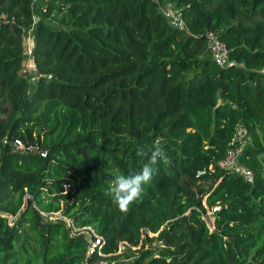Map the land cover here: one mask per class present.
Wrapping results in <instances>:
<instances>
[{
	"label": "trees",
	"instance_id": "trees-1",
	"mask_svg": "<svg viewBox=\"0 0 264 264\" xmlns=\"http://www.w3.org/2000/svg\"><path fill=\"white\" fill-rule=\"evenodd\" d=\"M35 2L0 0V264H264V0ZM241 126L253 183L219 166ZM157 138L168 163L122 213L104 189Z\"/></svg>",
	"mask_w": 264,
	"mask_h": 264
},
{
	"label": "built area",
	"instance_id": "built-area-1",
	"mask_svg": "<svg viewBox=\"0 0 264 264\" xmlns=\"http://www.w3.org/2000/svg\"><path fill=\"white\" fill-rule=\"evenodd\" d=\"M164 13L169 18V20L177 25V26H185V20L183 13L178 10L174 5L168 4L164 6L163 8ZM208 46L209 50L215 59V61L219 64H227L230 61L229 58V48L227 43L222 40L215 32L208 31ZM32 52V46H27V53L31 54ZM244 142H241L238 140V135L233 143V146H231L226 156L219 161V166L226 169H231L235 173L241 175L245 180L253 183L255 180L254 171L242 164L239 160V155L242 152ZM207 169L199 171V175H204L207 173ZM217 210V207L214 208V211ZM46 216H49L51 219H65L69 225L72 226L73 233H83L88 235L91 241L90 245V252H93L96 248L100 249V246L102 245L103 239L100 235L96 233V231L90 227V226H84V227H76L74 226L71 221L67 218L61 217L58 213H52V214H45ZM90 264H107L106 261L103 260H96Z\"/></svg>",
	"mask_w": 264,
	"mask_h": 264
},
{
	"label": "clouds",
	"instance_id": "clouds-1",
	"mask_svg": "<svg viewBox=\"0 0 264 264\" xmlns=\"http://www.w3.org/2000/svg\"><path fill=\"white\" fill-rule=\"evenodd\" d=\"M136 155L141 158L148 157L147 163L143 164L141 170L129 175L114 174V178L104 189L105 196L109 197L122 213H127L131 205L142 199L144 186L149 185L157 173L155 166L160 162L168 163L160 138L155 140L150 153L144 147H138Z\"/></svg>",
	"mask_w": 264,
	"mask_h": 264
},
{
	"label": "rangeland",
	"instance_id": "rangeland-1",
	"mask_svg": "<svg viewBox=\"0 0 264 264\" xmlns=\"http://www.w3.org/2000/svg\"><path fill=\"white\" fill-rule=\"evenodd\" d=\"M40 0H36L35 2V7H39L40 5ZM27 45L32 46V38L29 37L27 40ZM28 70L30 71H35V65L33 60L30 58V54L26 53V66H25ZM244 129L241 126L239 129V133H238V140L241 142H245L246 140H248V134L246 132H243ZM207 221L209 222L210 225H212V216L210 214H208L207 216Z\"/></svg>",
	"mask_w": 264,
	"mask_h": 264
},
{
	"label": "crops",
	"instance_id": "crops-1",
	"mask_svg": "<svg viewBox=\"0 0 264 264\" xmlns=\"http://www.w3.org/2000/svg\"><path fill=\"white\" fill-rule=\"evenodd\" d=\"M243 129H244V128H243ZM243 132H245V130H244Z\"/></svg>",
	"mask_w": 264,
	"mask_h": 264
}]
</instances>
